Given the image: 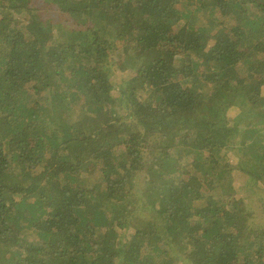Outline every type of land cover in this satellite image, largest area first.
<instances>
[{
	"label": "trees",
	"instance_id": "16d2710c",
	"mask_svg": "<svg viewBox=\"0 0 264 264\" xmlns=\"http://www.w3.org/2000/svg\"><path fill=\"white\" fill-rule=\"evenodd\" d=\"M0 264H264V0H0Z\"/></svg>",
	"mask_w": 264,
	"mask_h": 264
},
{
	"label": "rangeland",
	"instance_id": "374dc122",
	"mask_svg": "<svg viewBox=\"0 0 264 264\" xmlns=\"http://www.w3.org/2000/svg\"><path fill=\"white\" fill-rule=\"evenodd\" d=\"M118 69V68H117ZM114 70V69H111V68H108L107 69V72L108 74H110L111 77H114L116 75V77L118 78V76L122 79L123 78V73L120 71V73H118V70ZM260 115V114H259ZM258 116V115H257ZM256 116V118H257ZM177 253V251H176Z\"/></svg>",
	"mask_w": 264,
	"mask_h": 264
}]
</instances>
